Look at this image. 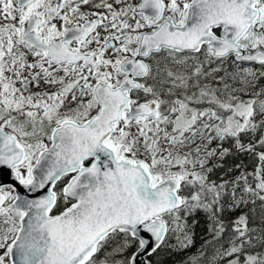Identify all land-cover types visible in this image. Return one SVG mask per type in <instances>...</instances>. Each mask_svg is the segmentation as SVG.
Here are the masks:
<instances>
[{"label":"snow or ice","instance_id":"6c2138e0","mask_svg":"<svg viewBox=\"0 0 264 264\" xmlns=\"http://www.w3.org/2000/svg\"><path fill=\"white\" fill-rule=\"evenodd\" d=\"M0 264H264V0H0Z\"/></svg>","mask_w":264,"mask_h":264},{"label":"trees","instance_id":"16d2710c","mask_svg":"<svg viewBox=\"0 0 264 264\" xmlns=\"http://www.w3.org/2000/svg\"><path fill=\"white\" fill-rule=\"evenodd\" d=\"M178 259V258H177Z\"/></svg>","mask_w":264,"mask_h":264}]
</instances>
